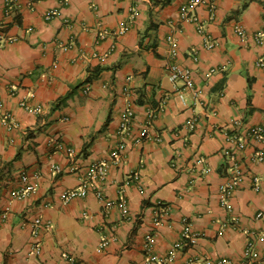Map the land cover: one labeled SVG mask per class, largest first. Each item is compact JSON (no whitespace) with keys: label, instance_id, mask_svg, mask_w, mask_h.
Returning a JSON list of instances; mask_svg holds the SVG:
<instances>
[{"label":"crops","instance_id":"1","mask_svg":"<svg viewBox=\"0 0 264 264\" xmlns=\"http://www.w3.org/2000/svg\"><path fill=\"white\" fill-rule=\"evenodd\" d=\"M192 2L0 0V264H254L250 244L264 254V138L250 136L264 128V0ZM171 36L191 87L170 79ZM95 163L104 181L90 180ZM235 163L228 208L220 189ZM84 180L87 195L65 200ZM38 216L50 227L35 236Z\"/></svg>","mask_w":264,"mask_h":264},{"label":"built area","instance_id":"2","mask_svg":"<svg viewBox=\"0 0 264 264\" xmlns=\"http://www.w3.org/2000/svg\"><path fill=\"white\" fill-rule=\"evenodd\" d=\"M194 2L191 3V5H193L195 2H212L213 0H193ZM189 7L188 6H184L183 7V12L184 14H186L188 12ZM55 15H57V10H50L47 14L46 17L48 19H51L52 17H54ZM124 30V29H123ZM122 30V31H123ZM237 32L241 35H244V29L241 26H237ZM170 40L173 42V46L171 49V54H172V60L171 62L168 64L167 69H168V73L170 76V79L174 82L177 81H183L187 86L191 87L193 85V80H192V76H191V72L190 70L184 68L183 66H181L177 60L176 57L178 55V49L177 46L174 42V38L171 36ZM208 45L209 46H213V42L211 40L208 41ZM262 64H264V62H261ZM214 71H216V69H211L210 72L208 73V75H210L211 73H213ZM128 94L129 93V90ZM152 116H155V113L152 114ZM133 117H134V110L132 109L131 105L126 108L124 114H123V119L121 122V130L122 131H129L131 128V125L133 123ZM6 123L9 125V127H14L17 126V122L14 120L13 116L11 114H8L6 116L5 119ZM195 120H190L187 123V127L192 130L195 127ZM250 136L251 138H255V139H259L262 140L264 138V128L261 126L255 127L251 130L250 132ZM248 142L244 139V140H239L238 143L236 144V149H243L247 146ZM59 148L62 147L61 144L57 145ZM124 151V145L121 144L119 145L118 149L114 151L113 153V157L114 158H118L120 159L122 154ZM71 152V151H70ZM226 153H228L232 158L235 157L234 152L231 151H226ZM264 159V155L262 152H259L257 154V160L258 161H263ZM57 169V168H56ZM204 172L207 170L206 168L203 169ZM107 165L104 163H95L92 168H91V172H90V176L91 179H95L98 181H104L107 177ZM136 177H138V174H135ZM22 180L24 182L28 181V175L23 173L21 176ZM243 176H242V171H241V167L239 164L235 163L233 171L230 175V178L228 179V181L226 183H224L221 186L220 189V196H221V201L222 204L226 207H230V198L233 195V193L236 191V189L240 186L241 182H242ZM93 182L84 180V183L77 189H71L69 191L65 192V200L69 201L72 200L76 197H83L85 195H87L88 191L91 189ZM261 184V181L256 178L255 179V188L259 189ZM34 185L33 184H28L25 187L22 188H17L15 190H13L12 195L14 198H23L24 196H26L30 191L34 190ZM98 196L100 197V199H103V193L102 190L98 191ZM121 208H122V212L124 215H128L129 213V209L128 206L126 204V200L125 198H121ZM105 203L107 206H111L113 203L112 201L109 200H105ZM161 221V216H159L156 219V223H160ZM50 224L49 222L45 221L41 216L36 217L33 220V233L35 236H37L39 234V232L44 229V228H49ZM152 238H150V241ZM109 238H104L102 240L101 243V247H105L108 244ZM150 247L151 245L148 244V250L150 251ZM177 246H174L171 249V254L173 255L174 252L176 251ZM31 252L33 254L36 255H42L43 253V246L42 243L38 240H36L33 245H32V249ZM152 257V256H151ZM245 257L247 259H250L254 264H264V254L263 255H258L255 250L254 247L252 246V244H250L246 250H245ZM154 258V256H153ZM152 258V259H153ZM63 260L66 262V264H75V260L72 256H70L69 254H64L63 256ZM254 260V261H253ZM221 264L226 263V260H222L220 261Z\"/></svg>","mask_w":264,"mask_h":264}]
</instances>
